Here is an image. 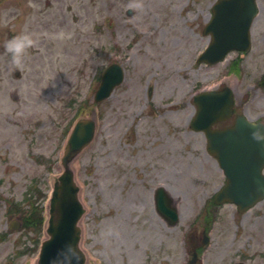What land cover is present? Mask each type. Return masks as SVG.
I'll list each match as a JSON object with an SVG mask.
<instances>
[{"label":"rangeland","instance_id":"374dc122","mask_svg":"<svg viewBox=\"0 0 264 264\" xmlns=\"http://www.w3.org/2000/svg\"><path fill=\"white\" fill-rule=\"evenodd\" d=\"M215 1L0 0V264H37L36 237L8 229L17 218L8 203L25 211L52 188L67 134L83 118L95 119V136L69 167L86 264H187L197 248L195 264H264V200L244 214L215 207L224 175L204 135L189 128L192 98L224 86L237 113L264 123V0L250 51L196 65ZM22 31L35 44L14 65L3 44ZM114 62L124 81L96 104ZM160 186L179 214L173 226L155 209Z\"/></svg>","mask_w":264,"mask_h":264},{"label":"water","instance_id":"95a60500","mask_svg":"<svg viewBox=\"0 0 264 264\" xmlns=\"http://www.w3.org/2000/svg\"><path fill=\"white\" fill-rule=\"evenodd\" d=\"M254 8V0H219L213 8V20L205 30L211 34L212 41L197 62L215 63L229 50L247 49V28ZM121 81L120 67L111 65L103 74L95 101L107 98ZM194 103L197 112L191 128L206 133L208 150L217 157L227 178L215 202H232L238 205L239 211H243L264 198V176L260 173L264 167V140L258 141L252 135L257 129L264 132V127L237 116L232 127L210 130L212 124L232 114V97L227 88L200 94L194 98ZM94 128L92 120L77 121L68 138L61 160L64 171L54 184L49 200L46 229L49 239L42 243L39 264H84L83 255L77 248V221L83 209L77 199L78 189L68 164L92 140ZM169 203L164 191L157 190L158 211L174 223L176 214ZM19 226L17 222L10 224L12 230Z\"/></svg>","mask_w":264,"mask_h":264},{"label":"clouds","instance_id":"9594fccd","mask_svg":"<svg viewBox=\"0 0 264 264\" xmlns=\"http://www.w3.org/2000/svg\"><path fill=\"white\" fill-rule=\"evenodd\" d=\"M35 44L33 35L28 31L19 32L4 41L5 52L10 56L14 65L23 64L28 50ZM253 137L260 141L264 140V132L259 129L252 133Z\"/></svg>","mask_w":264,"mask_h":264},{"label":"trees","instance_id":"16d2710c","mask_svg":"<svg viewBox=\"0 0 264 264\" xmlns=\"http://www.w3.org/2000/svg\"><path fill=\"white\" fill-rule=\"evenodd\" d=\"M44 197V196H43ZM15 204H12L10 208H12ZM17 207H14L13 213H22L19 210H16ZM43 207L41 203L38 204H30L29 210L25 215L21 217L23 221L24 228L28 231H32L34 234L39 235L41 233L42 224H43Z\"/></svg>","mask_w":264,"mask_h":264}]
</instances>
